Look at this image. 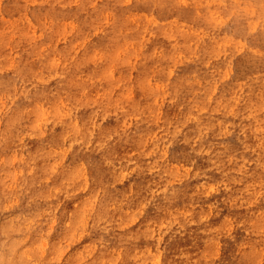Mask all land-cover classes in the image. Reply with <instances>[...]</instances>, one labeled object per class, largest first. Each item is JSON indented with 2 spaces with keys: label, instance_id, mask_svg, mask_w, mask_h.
Wrapping results in <instances>:
<instances>
[{
  "label": "clouds",
  "instance_id": "clouds-1",
  "mask_svg": "<svg viewBox=\"0 0 264 264\" xmlns=\"http://www.w3.org/2000/svg\"><path fill=\"white\" fill-rule=\"evenodd\" d=\"M0 264H264V0H0Z\"/></svg>",
  "mask_w": 264,
  "mask_h": 264
}]
</instances>
